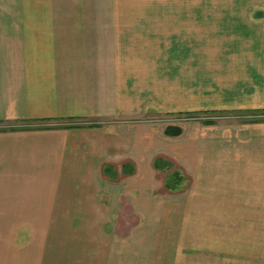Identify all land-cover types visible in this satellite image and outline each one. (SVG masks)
<instances>
[{
  "label": "crops",
  "instance_id": "crops-1",
  "mask_svg": "<svg viewBox=\"0 0 264 264\" xmlns=\"http://www.w3.org/2000/svg\"><path fill=\"white\" fill-rule=\"evenodd\" d=\"M140 6L0 0V232L19 234L0 264L42 263L38 217L108 214L98 185L154 177L157 159L264 215V0H163L169 51H105L86 26ZM220 113L250 121L195 120Z\"/></svg>",
  "mask_w": 264,
  "mask_h": 264
},
{
  "label": "rangeland",
  "instance_id": "rangeland-1",
  "mask_svg": "<svg viewBox=\"0 0 264 264\" xmlns=\"http://www.w3.org/2000/svg\"><path fill=\"white\" fill-rule=\"evenodd\" d=\"M111 1L102 0L107 7ZM116 1L136 5L148 1L151 7H134L125 13L128 16L120 13L117 19L125 22L86 25L98 34L105 51H169L170 35L171 43L178 46L174 36L179 34L178 24H172L167 37L163 0ZM44 28L46 34L47 25ZM198 117L195 120L203 122L207 116ZM213 121L232 126L250 118L220 113ZM172 170L184 178L176 192L163 186ZM191 179L172 168L167 173L157 170L154 177L140 173L118 184H100L97 199L104 205L107 201V208L97 211L108 214L44 215L33 222L27 238L34 241L33 247L44 243L46 256L40 264H264V215L243 214L251 209L235 195L244 192L228 191L231 185L213 194L211 185L194 184ZM18 235L0 232V240Z\"/></svg>",
  "mask_w": 264,
  "mask_h": 264
},
{
  "label": "trees",
  "instance_id": "trees-1",
  "mask_svg": "<svg viewBox=\"0 0 264 264\" xmlns=\"http://www.w3.org/2000/svg\"><path fill=\"white\" fill-rule=\"evenodd\" d=\"M214 121L212 119H205L203 123H213ZM180 132L179 128H172L169 130L168 128L165 129V133L169 135H175ZM167 162H163L161 160H155L153 166L156 170L167 173L168 170H171L172 168L170 166H167ZM183 177L179 174L177 170L170 171L164 178L163 186L167 191L176 192L180 190L183 186Z\"/></svg>",
  "mask_w": 264,
  "mask_h": 264
}]
</instances>
